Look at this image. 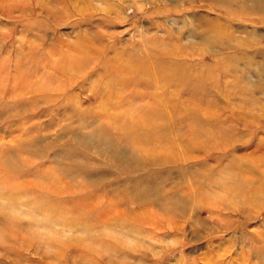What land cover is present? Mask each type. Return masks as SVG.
<instances>
[{
    "label": "rangeland",
    "instance_id": "obj_1",
    "mask_svg": "<svg viewBox=\"0 0 264 264\" xmlns=\"http://www.w3.org/2000/svg\"><path fill=\"white\" fill-rule=\"evenodd\" d=\"M0 264H264V0H0Z\"/></svg>",
    "mask_w": 264,
    "mask_h": 264
},
{
    "label": "bare ground",
    "instance_id": "obj_2",
    "mask_svg": "<svg viewBox=\"0 0 264 264\" xmlns=\"http://www.w3.org/2000/svg\"><path fill=\"white\" fill-rule=\"evenodd\" d=\"M157 111H158V110H157ZM136 120H137V122L140 123V124H143V122L145 121V120H142V119H136ZM136 120H135V121H136ZM150 127H151V126H150Z\"/></svg>",
    "mask_w": 264,
    "mask_h": 264
}]
</instances>
